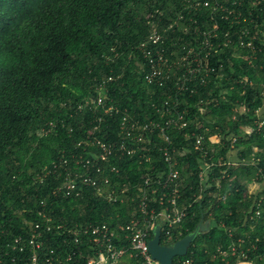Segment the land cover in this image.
I'll list each match as a JSON object with an SVG mask.
<instances>
[{"label":"trees","instance_id":"obj_1","mask_svg":"<svg viewBox=\"0 0 264 264\" xmlns=\"http://www.w3.org/2000/svg\"><path fill=\"white\" fill-rule=\"evenodd\" d=\"M237 1L242 3L238 4L241 21L221 18L220 12L212 19L213 11L203 7L192 17L196 22L189 15L182 21V27L191 28L168 30L163 44L175 57L185 45L190 47L202 39L195 25L211 28L216 20L219 41H230L228 46H216L212 55L204 58L214 70L197 86V92L175 94L180 107L188 108L189 113L187 128L168 132L178 150L174 154L182 180L187 183L179 202L189 205V213L171 227V239L163 231L161 240L171 245L194 232L201 221L208 222L209 228L198 233L187 255L176 256L174 264L185 258H191L192 264H235L241 258L264 264V116L260 115L264 106L263 32L255 36L253 47L241 44L242 36L247 41L257 32L255 19L264 26V0L257 5L255 0ZM181 3L0 0V257L4 261L15 264L11 258L21 253L13 249V240L19 235L30 238L35 223L45 222L39 215L45 209L54 218L51 230L43 232L41 260L51 255L54 263L60 256L61 264H86L100 249L93 241L96 235L92 227L86 229L94 224L106 225L108 233H114L102 247L109 243L118 249L125 247L129 252L120 259L141 263L140 258L130 256L133 251L128 231L121 228L133 220L143 222L137 201L109 202L80 181L75 188L64 186L69 177L84 174V160L93 161L100 152L93 140L121 139L120 121L125 110L143 120L156 118L160 112L157 107H163L175 91L172 82L160 86L145 81L134 45L150 32L148 14L159 9L163 23L168 22ZM247 29L250 33L246 35ZM110 75L116 78L107 84L109 101L118 104L122 113L107 116L100 123L96 115L102 110L92 106L81 110L79 103L94 94L100 80ZM246 127L251 128L249 133ZM193 129L204 135L205 146L215 149L212 158L216 161L227 158L235 148L239 162L214 166L201 184L202 154L186 139V132ZM150 135L155 146L148 145V154L165 170L169 165L159 152L163 139L158 132ZM212 135L220 136L221 142L212 144ZM148 166L138 154L113 155L108 161H96L90 175L108 176L114 186H129L133 188L130 193L135 194L134 185L146 175ZM253 182L262 185L260 189L251 190ZM150 205L161 209L158 202L150 201ZM51 249L55 253L51 254ZM31 252L28 245L23 256Z\"/></svg>","mask_w":264,"mask_h":264},{"label":"built area","instance_id":"obj_2","mask_svg":"<svg viewBox=\"0 0 264 264\" xmlns=\"http://www.w3.org/2000/svg\"><path fill=\"white\" fill-rule=\"evenodd\" d=\"M261 0H255L254 4L257 5ZM237 0L232 3H224L222 0H182L180 8H178L177 14L174 18L168 22L162 21L163 11L157 9L147 15L148 24L150 25V32L144 40L134 45L135 50L139 53L141 61L139 62L140 68L144 70V79L148 84L167 86L169 82L173 83L174 90L172 94L165 100L164 106L157 107L158 117L149 118L143 120L130 114L128 111L122 115L120 121V135L121 139L117 141H104L95 139L93 142L100 149V152L95 154L94 160H84V174L76 173L73 178H68V182L64 187L75 188L76 182L80 181L84 186L95 188L97 194L105 198L109 202H118L123 200L137 201V206L141 214H143V222L137 224L136 220L131 223L121 226L122 229L127 230V238L130 239V248L133 252L130 256H136L140 258V264H160V262L152 257L149 251V240L151 239L152 231L157 224L161 225V233L164 234L167 239H171V227L181 221L189 213V205L180 204L179 199L181 197V189L187 185L182 180L181 171L178 168V160L175 159V152L178 150L172 146V137L168 133L169 130H184L189 126V113L188 108L180 107L175 94L179 95L182 92L189 91L190 93L197 92L198 85L206 81V77L213 67H208L204 63V58L212 55L214 48L225 47L230 45L229 42L222 43L219 41L220 34L218 33L219 23L216 20L211 28L201 29L199 25H195V30L200 31L202 39L196 40L197 42L190 47H183V51L180 54H176L174 57V51L165 49L163 44L166 39V32L176 27H181L183 30H188L192 25H185L182 27L181 23L186 16H190V20L193 15L199 12L203 7H208L214 13L220 12V17L225 19H232V21H241L242 10L238 6ZM252 10V9H251ZM251 13V12H250ZM211 16L212 19L215 18ZM245 19V17H244ZM254 18L251 19L253 22ZM263 22L255 19L254 26L257 28L255 35H251L250 39L245 41L244 37H241V44L253 47L255 43L254 38L258 32H263L264 26L261 27ZM162 27V28H161ZM261 27V28H260ZM246 35L249 29L245 30ZM228 32H226V35ZM199 46L196 47V44ZM115 51V48H112ZM216 50V49H215ZM205 53V56L202 55ZM115 55L119 53L115 51ZM106 58L110 59L109 54ZM114 75L107 76L100 80L99 85L96 87V92L88 97L84 102L79 103V109L90 108L100 109L103 113L96 115V120L100 123L105 120L107 116H114L122 113V108L109 101L107 94L108 82L114 80ZM264 93V92H263ZM158 111V110H157ZM263 122L260 123V125ZM98 127L96 125L95 129ZM196 127H198L196 125ZM158 132L160 139H163L162 144L159 142V152L162 153V157L169 166L166 169H161L160 165H156L153 162L152 154H148V148L150 144L154 145V138L150 133ZM186 139L191 141L193 148L201 152V161L199 163V177L201 184L206 181L209 171L216 165H230L232 164L227 157L219 158L216 161L212 158V153L215 152L213 147L205 146L204 135L196 132L194 129L188 133L186 132ZM191 135V136H189ZM212 144L221 142V137L218 135H212L209 137ZM235 141V138L233 139ZM158 145V143H157ZM184 153V152H182ZM139 155L141 162L148 163V171L143 179L135 184L136 193L131 194L129 186H123L117 188L112 184L111 179L108 176H99L94 178L90 175L91 167L94 166L96 161H108L111 156L119 157L124 155ZM254 159V158H253ZM58 169V167L56 168ZM115 170V168H113ZM261 170V169H260ZM97 171L100 172L101 168L98 167ZM225 171H222V173ZM203 186V185H202ZM59 190V188H58ZM69 194V192H68ZM150 201L158 202L161 206L160 210L155 207H151ZM39 215L45 221L44 223L37 222L32 227L30 238H25L24 235H19L13 240V249L20 251L19 257H12L11 260L15 264H61L62 258L59 256L55 258L58 260L54 263V258L51 255L44 257L41 260L40 249L43 247L44 241L42 240L43 232L51 230L53 215L48 213L45 209L39 211ZM92 227V233L96 235L93 239L100 245L98 253L88 259L86 264H117L120 258L129 252V249L115 248L112 244H108L107 248L102 245L111 239L114 234L108 233V227L106 225L88 224L86 229ZM58 228L62 227L61 224L57 225ZM25 239L27 242H25ZM167 244V243H165ZM31 245L32 252L30 255L23 256L26 251V247ZM169 245V244H167ZM234 250V248H233ZM51 254L55 253L54 249L50 250ZM225 253V251H221ZM2 257V255H1ZM0 257V264H9ZM243 258H246L245 253L242 254ZM61 258V259H60ZM71 256L68 257L70 259ZM242 259V258H241ZM180 264H192L191 258H185L180 261Z\"/></svg>","mask_w":264,"mask_h":264},{"label":"water","instance_id":"obj_3","mask_svg":"<svg viewBox=\"0 0 264 264\" xmlns=\"http://www.w3.org/2000/svg\"><path fill=\"white\" fill-rule=\"evenodd\" d=\"M209 228L207 222L201 221L199 228L194 232L188 233L173 244H164L161 240V225L157 224L153 230V237L149 240V251L152 257L160 262V264H174L176 256L187 255L189 248L196 239L198 233L206 231Z\"/></svg>","mask_w":264,"mask_h":264},{"label":"crops","instance_id":"obj_4","mask_svg":"<svg viewBox=\"0 0 264 264\" xmlns=\"http://www.w3.org/2000/svg\"><path fill=\"white\" fill-rule=\"evenodd\" d=\"M260 115L261 116H264V106L263 108L260 110ZM245 131L246 132H250L251 131V128L250 127H246L245 128ZM228 158L230 159L231 163L232 164H235V163H238L239 162V154H238V151L233 148L229 154H228ZM264 186V183L262 184ZM261 185V186H262ZM260 186V187H261ZM259 187V189H260ZM258 189V188H257ZM203 223H205L203 221ZM208 223V222H207ZM209 224V223H208ZM240 263H244V264H253L251 261H247V260H242V259H239L235 264H240ZM117 264H130L129 260H126V259H120L119 262Z\"/></svg>","mask_w":264,"mask_h":264},{"label":"rangeland","instance_id":"obj_5","mask_svg":"<svg viewBox=\"0 0 264 264\" xmlns=\"http://www.w3.org/2000/svg\"><path fill=\"white\" fill-rule=\"evenodd\" d=\"M257 188H259V183L258 182H253V183H251L250 184V189L251 190H255V189H257ZM252 262V261H251ZM253 263V262H252Z\"/></svg>","mask_w":264,"mask_h":264}]
</instances>
